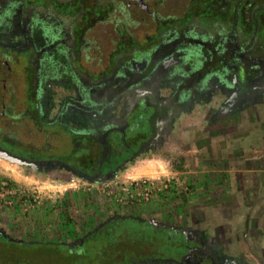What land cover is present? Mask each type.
<instances>
[{
  "label": "flooded vegetation",
  "instance_id": "af4514ba",
  "mask_svg": "<svg viewBox=\"0 0 264 264\" xmlns=\"http://www.w3.org/2000/svg\"><path fill=\"white\" fill-rule=\"evenodd\" d=\"M15 64L23 68L26 103ZM216 97L223 100L210 121L220 129L264 111V0H0V147L40 171L118 180L163 146L182 115ZM25 121L45 144L60 135L46 131L54 126L76 147L86 139L96 156L84 168L78 158L47 157L15 131ZM256 154L259 173L264 143ZM237 178L264 182L263 173ZM253 191L260 205L263 189ZM156 217L114 214L70 244L20 241L1 227L0 239L59 244L77 264L93 234L131 221L150 232L125 245L134 251L128 264H264V201L244 217L250 236L238 237L241 227L225 235L214 229L215 236L187 217ZM159 239L170 254L157 252Z\"/></svg>",
  "mask_w": 264,
  "mask_h": 264
},
{
  "label": "rangeland",
  "instance_id": "374dc122",
  "mask_svg": "<svg viewBox=\"0 0 264 264\" xmlns=\"http://www.w3.org/2000/svg\"><path fill=\"white\" fill-rule=\"evenodd\" d=\"M22 69L19 64L14 65L15 78H21L19 74ZM22 79L19 85L20 94L21 100L26 103L27 97L24 94L27 89ZM222 100L223 97H216L212 101H206L205 104L203 102L196 104L193 111L180 117L178 121L180 127L178 124L175 125V132L165 136L166 140L160 149L127 165L118 181L127 180L130 175L162 176L166 181L171 180L167 191L148 202L124 204L113 194L104 193V185L112 183L113 179L96 182L75 173L40 171V166L34 168L0 157V174L15 179L18 183L24 184L31 180L75 183V186L69 188L67 192L45 191L41 204L33 212L25 213L19 206L0 207L1 230L9 237L20 241H57L70 244L84 232L81 227L86 221L98 224L114 214L123 215L131 212L148 217L154 215V219L157 218L156 216L187 217L189 225L205 228L209 234L215 236L214 229L225 235L241 227V233L237 236L242 237L244 234L248 236L250 226L244 223V217L248 212L254 217L256 210L260 209L264 201L262 197L264 182L259 179L255 187L253 180L247 182L242 178L241 181L240 178L236 179V175L264 174V171L255 172L259 166V163H256V153L260 150V143H264L262 129L264 113H261L264 111L256 115V120L241 115L236 129L224 127L220 129L221 125H218L217 121L213 124L210 120ZM24 120L22 119L21 122ZM210 123L213 124L211 128L214 129L212 133L208 129ZM29 125L28 121L19 126L15 125V131L21 133L26 143L32 141L34 147L43 148L41 154L47 157H63L66 160L78 158L81 167L84 168L93 160L94 155L96 156V153L90 150L89 142L84 138L76 147L67 137L66 132L54 126H47L46 131H50V134L56 130L60 135H51V144H45L44 137L40 134L33 132L35 134L31 135ZM29 137L30 140H27ZM18 151L25 153L22 147ZM252 160L255 162L253 163ZM255 189H263L261 195L258 194L260 205L255 204L257 198L254 197ZM245 190L248 192L246 193ZM66 209L73 218L72 222L63 214ZM134 226H137V223L127 221L122 222L119 227ZM140 228L144 229L143 238L147 240L150 227ZM111 230L112 228H107L93 234L86 242L84 256L75 262L128 264L134 251L128 246L119 249L120 231L111 232ZM261 234H264V230ZM137 237L139 238L140 235ZM133 238L135 237L129 239L130 245ZM156 245L158 253L164 252L165 255L171 253L172 249L170 250L168 242L163 243L159 239L154 246ZM73 262L68 255V248L59 244L28 245L0 239V264H72Z\"/></svg>",
  "mask_w": 264,
  "mask_h": 264
},
{
  "label": "built area",
  "instance_id": "2783aa9c",
  "mask_svg": "<svg viewBox=\"0 0 264 264\" xmlns=\"http://www.w3.org/2000/svg\"><path fill=\"white\" fill-rule=\"evenodd\" d=\"M162 176H128L124 181H111L103 187V192L114 195L124 204L148 202L163 194L170 188L171 180ZM75 183L65 181H37L18 183L17 180L0 174V207L19 206L25 213L35 211L42 202V196L47 193L67 192Z\"/></svg>",
  "mask_w": 264,
  "mask_h": 264
},
{
  "label": "trees",
  "instance_id": "16d2710c",
  "mask_svg": "<svg viewBox=\"0 0 264 264\" xmlns=\"http://www.w3.org/2000/svg\"><path fill=\"white\" fill-rule=\"evenodd\" d=\"M64 213V215L67 217V219H68V221L70 220L71 222L73 221V218L70 216V214L68 213V211H67V209L66 210H64L63 211ZM67 212V213H66ZM90 224H93V221L92 222H90V221H86L85 222V225L83 224V226L81 227V230H82V228H83V230H86V228L88 227V226H90ZM141 226H139V225H137V226H134V227H116L115 228V231H120L119 232V235H120V239H121V241L119 240V249L121 248V247H125V245L129 242L128 240L131 238V237H137V235H140V233L141 232H144L143 230V228H140ZM109 228H112V227H110L109 226ZM114 227L112 228V230H111V232H113L114 230ZM118 229V230H117ZM101 230H103V229H101ZM100 230V231H101ZM78 232H76V234H77ZM128 239V240H127ZM134 239V238H133ZM38 244V243H37ZM123 244H124V246H123ZM117 252H118V250H117Z\"/></svg>",
  "mask_w": 264,
  "mask_h": 264
},
{
  "label": "water",
  "instance_id": "95a60500",
  "mask_svg": "<svg viewBox=\"0 0 264 264\" xmlns=\"http://www.w3.org/2000/svg\"><path fill=\"white\" fill-rule=\"evenodd\" d=\"M0 157L7 158V159H9L12 162H17L18 161L21 164H26V165L32 166L34 168H36L38 166V164L36 162H31V161L19 158V157L13 155L12 153L2 149L1 147H0ZM89 180H92V179H89ZM92 181H94V180H92ZM106 181H110V179L109 180H105V182ZM98 182H100V181H98ZM1 233L5 235V232L1 231Z\"/></svg>",
  "mask_w": 264,
  "mask_h": 264
}]
</instances>
